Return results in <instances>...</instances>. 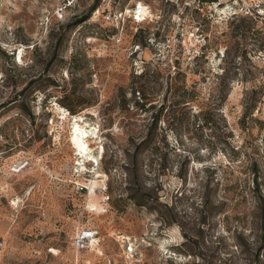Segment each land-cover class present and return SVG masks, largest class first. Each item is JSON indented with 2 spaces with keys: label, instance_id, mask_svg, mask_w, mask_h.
I'll return each mask as SVG.
<instances>
[{
  "label": "rangeland",
  "instance_id": "rangeland-1",
  "mask_svg": "<svg viewBox=\"0 0 264 264\" xmlns=\"http://www.w3.org/2000/svg\"><path fill=\"white\" fill-rule=\"evenodd\" d=\"M120 2L0 0V264H264V0Z\"/></svg>",
  "mask_w": 264,
  "mask_h": 264
},
{
  "label": "built area",
  "instance_id": "built-area-1",
  "mask_svg": "<svg viewBox=\"0 0 264 264\" xmlns=\"http://www.w3.org/2000/svg\"><path fill=\"white\" fill-rule=\"evenodd\" d=\"M121 0H112V6L109 8L107 6L102 14L104 21L113 25L118 32L114 33L112 36L115 37L116 43L120 42V34L122 30V23L127 20H131L136 24H141L147 20L151 19V10L148 6L141 4L140 2H127L126 4H121ZM168 3L174 5L183 4L190 5L194 3H205L204 0H165ZM95 13L99 15V10L96 9ZM180 35L176 32L173 34L169 40L171 46H178L180 43ZM29 166V161L27 159L20 160L11 167L12 174H19L24 169ZM78 190H86V186H78ZM73 246L77 251H90L94 250L98 246L97 231L92 229H82L74 237Z\"/></svg>",
  "mask_w": 264,
  "mask_h": 264
},
{
  "label": "bare ground",
  "instance_id": "bare-ground-1",
  "mask_svg": "<svg viewBox=\"0 0 264 264\" xmlns=\"http://www.w3.org/2000/svg\"><path fill=\"white\" fill-rule=\"evenodd\" d=\"M19 54H22V51H20ZM22 58H20L21 60ZM22 61V60H21ZM64 119V118H63ZM75 121V129L73 131V137H74V141H75V146H74V149H75V155L77 156V162L79 165H81L84 169H85V163L86 161H90L91 159V155H90V152H91V148L88 147L86 145V143L84 142L83 140V136L85 134H90V135H94L95 137V134H96V128H93V126L91 128L89 127H86L87 125H84L85 126H82L80 124H78V122L80 121H84V119L79 115L77 116V118L74 120ZM98 133V132H97ZM98 136V135H96ZM98 139V138H97ZM87 140V139H86ZM91 142V141H90ZM91 144V143H90ZM93 144V143H92ZM100 148V147H99ZM98 149V148H97ZM102 149V147H101ZM100 149V150H101ZM17 201V200H16ZM13 203H16L17 202H13ZM92 206L94 207L95 204H92ZM130 242V241H129ZM128 244V243H127ZM132 247V246H131ZM130 248V247H129ZM129 250L132 251V249L130 248Z\"/></svg>",
  "mask_w": 264,
  "mask_h": 264
},
{
  "label": "trees",
  "instance_id": "trees-1",
  "mask_svg": "<svg viewBox=\"0 0 264 264\" xmlns=\"http://www.w3.org/2000/svg\"><path fill=\"white\" fill-rule=\"evenodd\" d=\"M97 7V2H95L94 4H93V6L91 7V9L89 10V13L88 14H86V15H84V16H81V17H79V18H74L71 22H68L66 25H65V28L67 27L69 30L70 29H72V28H74V27H76L77 25H79L80 23H82V22H84L85 20H87L88 18H89V16H90V12L93 10V9H95ZM56 43H58V45L61 43L60 42V40L59 39H57L56 40ZM57 45V44H56ZM29 84V83H28ZM27 84V85H28ZM27 85L25 86V87H27ZM25 87H24V89H25ZM23 89V90H24ZM22 90V91H23ZM22 91L20 92V93H22ZM19 93V94H20Z\"/></svg>",
  "mask_w": 264,
  "mask_h": 264
}]
</instances>
